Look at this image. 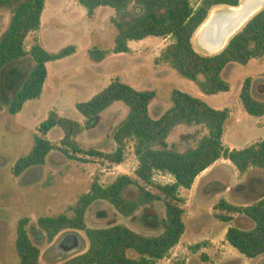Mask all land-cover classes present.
<instances>
[{"label":"trees","instance_id":"16d2710c","mask_svg":"<svg viewBox=\"0 0 264 264\" xmlns=\"http://www.w3.org/2000/svg\"><path fill=\"white\" fill-rule=\"evenodd\" d=\"M85 10L87 18L94 11L107 7L113 11L109 23L115 29L113 47L102 50L91 47L88 59L101 63L110 53H129L128 43L140 42L146 38L169 39L170 42L155 58V66H167L181 78L192 82L200 93L215 96L229 92V85L221 79V72L230 63L246 65L249 61L264 55V8L253 15L235 33L224 48L214 55L197 53L191 40L217 7L236 8L240 0H75ZM45 0H0V11L6 10L10 17L6 28L0 34V90L1 74L11 64L29 59L31 67L19 87L7 103L9 115H16L23 106L40 97L46 79L47 63L72 56L76 48L66 46L56 53H48L35 40L26 49L25 39L40 29V18ZM156 98L155 91H135L115 79L107 87L86 102L77 103L75 110L86 123L96 119L113 103L121 102L128 112L124 120L112 133L114 149L109 153L93 149L83 150L75 142L82 126L69 118L49 111L32 137L30 152L17 159L10 169L12 177L41 168L46 157L53 151L59 152L68 161L86 163L78 157L103 159L118 166L125 160L128 143H132L137 161L134 178L118 176L107 186L91 182L86 193L80 195L69 214L53 217H39L36 227L47 244L65 231L80 232L87 240V249L60 264H156L166 258L171 249L178 245L184 233L183 215L185 200L181 190H190L194 180L218 160L228 161L239 176L249 169L264 172V141H256L241 149H228L222 144L223 127L229 118V110H215L202 100L179 90L169 93L171 106L158 119L149 115V105ZM238 99L244 112L255 118L264 116V100L252 95L251 79L242 82ZM179 125H198L206 129L194 147L182 152L161 148L162 144ZM54 128L61 132L57 146L45 139ZM156 174L167 175L172 183L156 184ZM95 202H104L123 218H131L143 208L161 203L164 211L163 231L156 236L136 233L124 226L105 228L87 227L85 217ZM214 217L228 224L232 217L241 216L252 223L248 230L228 227L224 241L246 259H256L264 254V196L247 206H236L220 199L214 206ZM148 224L155 222L146 216ZM28 219L17 222L15 232V254L18 264H40V250L29 238L26 226ZM201 244L189 249L197 252ZM133 251L137 259H129L127 251Z\"/></svg>","mask_w":264,"mask_h":264},{"label":"rangeland","instance_id":"374dc122","mask_svg":"<svg viewBox=\"0 0 264 264\" xmlns=\"http://www.w3.org/2000/svg\"><path fill=\"white\" fill-rule=\"evenodd\" d=\"M244 1L240 0V4ZM191 3L195 7L197 1L192 0ZM60 8L67 10L64 16H55L53 11ZM227 10L226 7H217L210 13ZM45 11L41 29L25 39V48L28 49L36 40L48 53H56L69 45L75 46L76 52L73 57L56 65L59 67L57 71L66 75L61 77V83H54L52 78H49L47 89L42 95L28 102L16 115L7 113V103L28 73L31 62L24 59L8 65L1 74L0 264H18L14 249L15 232L17 222L23 218L28 219L26 230L30 240L40 250V264H60L82 253L85 249L82 242L87 244L82 233L65 231L51 244H47L44 237L41 238L36 220L39 217L69 214L68 209L80 195L86 193L95 177L102 186L109 185L121 175L134 178L135 159L129 151L132 146L130 143L126 146L125 160L119 168L103 159L78 157L86 163L68 161L59 152L53 151L46 164L38 171L28 170L19 177H12L10 174L14 162L30 152L33 134L37 133L38 125L52 110L81 124L82 131L75 138L79 148L111 152L114 149L112 133L126 117L127 106L115 102L96 119L86 123L75 110V104L85 102L115 79L138 92H156V98L149 105V114L152 117L154 112H165L170 108L169 93L175 89L190 96L197 94L206 104L220 103L214 107L229 109L232 116L224 124L222 139L227 147L241 149L256 141H264V117L248 116L238 99L242 82L250 78L252 95L258 100H264V61L254 59L246 65L228 64L221 72V79L230 87L228 94L206 96L200 93L192 82L181 78L169 67L155 66V58L168 45L169 39L150 37L146 38L144 43L133 42L130 45V53H110L99 66L88 59L87 50L91 47L107 51L112 49L115 29L109 23V18L113 16V11L101 7L89 19L85 10L75 0H45ZM9 17L8 11H0V34L6 28ZM50 19L53 20L51 25ZM46 23L50 26H46ZM191 43L199 54H216L203 50L198 44L196 34ZM210 98L214 99L210 101ZM59 134L60 130L54 128L45 139L57 146ZM205 135L206 129L201 126L179 125L173 129L161 148L182 152L194 147ZM153 181L164 185L172 180L167 175L156 174ZM196 186L195 195L183 206L182 220L185 229L180 243L171 249L166 258L156 264H264V254L256 259H246L225 244L223 238V233L228 227L248 230L252 223L241 216H235L230 223L224 224L215 219L213 211V206L220 199L232 205L247 206L263 197L264 172L249 169L246 174L239 176L231 164L219 161L207 177L197 181ZM148 215L155 219L154 223H147V220H151L146 218ZM85 221L89 228L121 225L142 235L156 236L163 231L164 211L161 203H155L126 219L118 215L110 205L95 202L88 209ZM67 234L76 235L80 247L74 252L63 254L56 246ZM195 244H201L202 247L197 252H192L189 248ZM126 255L129 259H137L136 253L131 250L127 251Z\"/></svg>","mask_w":264,"mask_h":264},{"label":"bare ground","instance_id":"6f19581e","mask_svg":"<svg viewBox=\"0 0 264 264\" xmlns=\"http://www.w3.org/2000/svg\"><path fill=\"white\" fill-rule=\"evenodd\" d=\"M263 4L264 0H245L227 12L210 13L196 33L198 44L208 53L221 51Z\"/></svg>","mask_w":264,"mask_h":264},{"label":"crops","instance_id":"0c3cea01","mask_svg":"<svg viewBox=\"0 0 264 264\" xmlns=\"http://www.w3.org/2000/svg\"><path fill=\"white\" fill-rule=\"evenodd\" d=\"M98 9H96L95 11H94V14H95V12L97 11ZM67 10L65 9V8H60V9H55V11H53V14L55 15V16H57V15H59V14H64L65 12H66ZM45 4H44V10H43V12H42V14H41V18H40V29H41V26H42V23H43V20H44V14H45ZM86 14V13H85ZM94 14H93V16H94ZM64 16V15H63ZM87 17V16H86ZM45 22H47L48 23V21H46L45 20ZM51 22L53 23V20L52 19H50V21H49V24L51 25ZM46 23V24H47ZM49 24H47L46 26H48ZM49 25V26H50ZM39 29V30H40ZM30 35H32V34H30ZM28 37V36H27ZM144 42H146L145 40H143V41H140L139 43H144ZM136 43H138V42H136ZM131 44H133V42H130V43H128V47H129V53L131 52V48H130V45ZM75 47V46H74ZM76 48V47H75ZM76 52V51H75ZM75 55V53L72 55V56H70V57H68V58H65V59H63V60H66V59H69V58H71V57H73ZM106 59V58H105ZM104 59V60H105ZM63 60H60V61H56V62H51V63H47L46 65H45V68H46V79H45V82H44V84H43V87H42V91H41V95H42V93H43V91L45 90V89H47V81H48V79L49 78H52V80L54 81V83H57V84H60L61 83V79L63 78V77H65L66 75H64V74H62L61 72H59V71H57V68H59L58 66H56V65H58L57 63H59V62H61V61H63ZM104 60L101 62V63H98V64H95V65H101L103 62H104ZM259 61H264V55L262 56V58H260V59H258ZM94 64V63H93ZM248 64V63H247ZM99 69V68H98ZM262 74L264 75V71L262 72ZM62 77V78H61ZM108 85V84H107ZM107 85L105 86V87H107ZM105 87H103L101 90H103ZM51 90V89H50ZM100 90V91H101ZM99 91V92H100ZM98 92V93H99ZM97 94V93H96ZM95 94V95H96ZM226 94H228V93H224V94H218V95H215V96H212V97H217V96H219V95H226ZM94 96V95H93ZM93 96H91L89 99H91ZM192 97H195V98H200V100H202V101H204V102H206L203 98H201L199 95H197V94H194ZM88 99V100H89ZM214 98H210V101L211 100H213ZM88 100H86V101H88ZM85 101V102H86ZM30 102V101H29ZM28 103V102H27ZM27 103L23 106V107H25L26 105H27ZM77 104V103H76ZM75 104V105H76ZM209 106H211L212 108H214L215 110H222L221 108H219V107H214V106H218V105H220V103L219 102H214V103H212V105H211V103L209 104V103H207ZM113 105V104H112ZM111 105V106H112ZM110 106V107H111ZM23 109V108H22ZM149 109V108H148ZM224 109H227V108H224ZM229 110V109H228ZM240 111V110H239ZM21 112V111H20ZM19 112V113H20ZM19 113H17V114H19ZM164 112H154V117H152L150 114V117L152 118V119H158L162 114H163ZM241 113V112H240ZM59 115V114H58ZM60 116V115H59ZM232 116V114L230 113L229 114V117H231ZM62 117V116H61ZM264 117V116H263ZM263 117H261V118H263ZM65 118V117H64ZM80 124V123H79ZM81 125V124H80ZM49 134V133H48ZM48 134L46 135V137L48 136ZM61 139V134H59V136H58V141ZM222 139H223V136H222ZM131 145H132V143H130ZM222 144H223V146L225 147V148H228V149H234L233 147H227L226 145H224V143H223V141H222ZM93 150H96V149H93ZM96 151H98V150H96ZM113 151V150H112ZM130 151V153H131V156L135 159V168H136V166H137V161H136V158H135V156H134V154H133V149H132V146H131V149L129 150ZM99 152H101V151H99ZM104 153V152H103ZM52 154V152L51 153H49V155L46 157V160H45V164H46V161H47V159H48V157L50 156ZM219 161H223L224 163H227L228 165L230 164L228 161H224V160H218L217 162H215L211 167H209L208 169H206L205 171H203L199 176H197L196 177V179L194 180V183H193V185H192V187H191V189L190 190H181L180 192H179V195H180V197H182L184 200H185V205L189 202V200H190V197H192L193 195H195V191H196V183H197V181H199L200 179H204L205 177H207L208 175H209V173H210V171L212 170V169H214L216 166H217V163H219ZM122 165V164H121ZM121 165H118L117 166V168H119ZM39 170V168H36V169H31V170H29V171H38ZM30 172V173H31ZM235 172H236V170H235ZM25 173V172H24ZM23 173V174H24ZM237 173V172H236ZM87 191H88V189H87ZM86 191V192H87ZM184 205V206H185ZM224 234H225V232L223 233V238H224ZM77 237V236H76ZM78 238V237H77ZM179 243H180V241H179ZM82 244H83V247L85 246V249L83 250V252L87 249V244L86 245H84V243L82 242ZM225 244H226V242H225ZM82 252V253H83Z\"/></svg>","mask_w":264,"mask_h":264},{"label":"water","instance_id":"95a60500","mask_svg":"<svg viewBox=\"0 0 264 264\" xmlns=\"http://www.w3.org/2000/svg\"><path fill=\"white\" fill-rule=\"evenodd\" d=\"M227 9L231 10L233 8H227ZM227 11H225V12H227ZM41 238H43V235H41ZM56 247L62 248L63 254H68V253L76 251L80 247V242H79V239L76 237V235L67 234L61 239L60 242H58Z\"/></svg>","mask_w":264,"mask_h":264},{"label":"built area","instance_id":"2783aa9c","mask_svg":"<svg viewBox=\"0 0 264 264\" xmlns=\"http://www.w3.org/2000/svg\"><path fill=\"white\" fill-rule=\"evenodd\" d=\"M160 175H162V174H160ZM170 177V176H169ZM171 178V177H170ZM171 180H172V178H171ZM173 181V180H172ZM172 181H170V183H172ZM169 184V183H168Z\"/></svg>","mask_w":264,"mask_h":264},{"label":"flooded vegetation","instance_id":"af4514ba","mask_svg":"<svg viewBox=\"0 0 264 264\" xmlns=\"http://www.w3.org/2000/svg\"><path fill=\"white\" fill-rule=\"evenodd\" d=\"M60 251H62V252H63V249H62V248H60Z\"/></svg>","mask_w":264,"mask_h":264}]
</instances>
